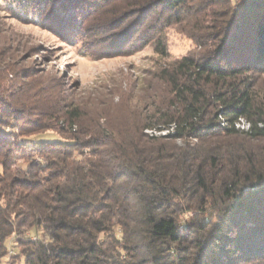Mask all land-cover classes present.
Returning <instances> with one entry per match:
<instances>
[{"label": "trees", "instance_id": "trees-1", "mask_svg": "<svg viewBox=\"0 0 264 264\" xmlns=\"http://www.w3.org/2000/svg\"><path fill=\"white\" fill-rule=\"evenodd\" d=\"M10 4L97 56L161 62L131 104L0 50V264H264V0ZM172 27L193 52L170 59Z\"/></svg>", "mask_w": 264, "mask_h": 264}, {"label": "rangeland", "instance_id": "rangeland-1", "mask_svg": "<svg viewBox=\"0 0 264 264\" xmlns=\"http://www.w3.org/2000/svg\"><path fill=\"white\" fill-rule=\"evenodd\" d=\"M11 2L0 0V50L3 55H8L6 60L14 58L22 67H28L34 73H43V77L49 79L60 77L64 87L78 95L102 93L99 95L101 100L114 96L117 102L126 92L131 104L138 103L146 95L148 72L154 71L161 62L153 45L131 55L97 56L89 51L85 33L84 39L75 35L68 37L55 27L20 20L10 10ZM106 19L104 13L99 22ZM167 40L170 59L191 53L196 48L193 40L175 27L168 29ZM240 125L247 127L246 122ZM37 137L58 140L62 135L49 130ZM18 263L17 257H7L2 262Z\"/></svg>", "mask_w": 264, "mask_h": 264}]
</instances>
